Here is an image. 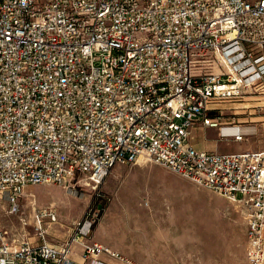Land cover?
Returning <instances> with one entry per match:
<instances>
[{"label": "built area", "instance_id": "built-area-1", "mask_svg": "<svg viewBox=\"0 0 264 264\" xmlns=\"http://www.w3.org/2000/svg\"><path fill=\"white\" fill-rule=\"evenodd\" d=\"M259 98L264 0H0V264H76L75 244L96 264H140L82 231L52 244L57 210L28 218L21 199L77 174L97 190L141 158L238 205L248 262L264 264V151L191 143L196 128L244 142L256 128L222 121L223 106ZM4 211L33 236L11 239Z\"/></svg>", "mask_w": 264, "mask_h": 264}, {"label": "rangeland", "instance_id": "rangeland-1", "mask_svg": "<svg viewBox=\"0 0 264 264\" xmlns=\"http://www.w3.org/2000/svg\"><path fill=\"white\" fill-rule=\"evenodd\" d=\"M263 105L264 98H259L223 106L222 121L256 128L244 142L221 138L217 129L196 128L191 143L225 154L264 151ZM21 203L28 218L34 208L57 210L60 222L49 236L54 244H64L82 231L83 242L100 243L140 264H194L187 257H196L195 264H204V257L205 264L244 263L237 258L248 242L247 224L234 214L241 213L239 206L151 162L115 166L97 190L88 187L81 174L66 186H28ZM1 221L13 240L34 234L32 226L22 229L19 218L5 211ZM228 245L231 253L226 252ZM101 260L118 264L109 257ZM245 262L249 264L248 258Z\"/></svg>", "mask_w": 264, "mask_h": 264}, {"label": "crops", "instance_id": "crops-1", "mask_svg": "<svg viewBox=\"0 0 264 264\" xmlns=\"http://www.w3.org/2000/svg\"><path fill=\"white\" fill-rule=\"evenodd\" d=\"M220 134V133H219ZM193 145V144H192ZM194 147H199L200 148V144H195V145H193ZM196 147V148H197ZM211 148H213L212 146H210ZM198 149V148H197ZM239 149H240V147H239ZM246 151V150H245ZM241 211V210H240ZM234 214H236V215H238L237 216V218L238 219H240V220H243V221H245V219H244V216H243V214L242 213H234ZM246 222V221H245ZM246 236H247V232H246ZM51 242V241H50ZM52 243V242H51ZM52 244H54V243H52ZM248 245V242L246 241V244L242 247V249H241V256L242 257H237L238 259H242V261H244V263H242V264H247V262H245L246 260H247V255H246V251H247V246ZM80 245L79 244H75L74 245V247H73V254H72V260L76 263V264H84L85 262H84V259H83V257L80 255L81 254V252H82V250L80 249ZM226 252L227 253H231L232 252V247L231 246H227L226 247ZM188 258V260L190 259V258H193V262H194V264L196 263L195 262V259H196V257H187ZM204 259H205V257H204ZM204 259H202V262H204V264H205V260ZM238 262V261H237ZM87 264H94L93 262H88ZM232 264V263H231ZM234 264V263H233Z\"/></svg>", "mask_w": 264, "mask_h": 264}, {"label": "bare ground", "instance_id": "bare-ground-1", "mask_svg": "<svg viewBox=\"0 0 264 264\" xmlns=\"http://www.w3.org/2000/svg\"><path fill=\"white\" fill-rule=\"evenodd\" d=\"M250 131L253 132V131H254V128L250 127ZM140 161H143V158H141V159L139 160V162H140ZM73 247H74V246H73Z\"/></svg>", "mask_w": 264, "mask_h": 264}]
</instances>
